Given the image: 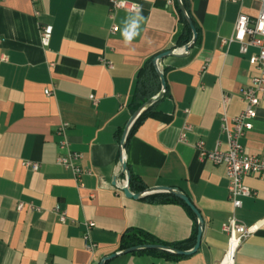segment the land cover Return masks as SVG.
<instances>
[{
    "label": "crops",
    "instance_id": "1",
    "mask_svg": "<svg viewBox=\"0 0 264 264\" xmlns=\"http://www.w3.org/2000/svg\"><path fill=\"white\" fill-rule=\"evenodd\" d=\"M127 1L138 10L113 9L110 0H0V264H99L119 251L129 228L164 242L190 235L193 220L180 203L131 198L121 189L119 141L134 112L137 71L148 56L170 48L176 54L159 61L166 92L155 102V114L130 134L123 155L146 188L176 187L190 198L203 219L200 246L178 259L129 252L107 264H220L228 238L222 224L232 214L257 229L231 264H264V174L243 177L256 194L234 209L224 165L200 159L195 150L198 141L207 151L217 141L220 150L228 148L220 117L240 113L241 93L259 75L248 61L257 48L242 54L239 43L229 40L238 15L254 18L260 1L187 0L198 38L186 53L174 47L182 31L177 0ZM137 20L138 34L126 43L122 32ZM46 24L52 33L43 46L39 28ZM257 96L252 128L240 142L261 155L264 94ZM62 123L68 149L82 153L79 163L89 170L80 176L81 186L56 161ZM20 201L26 206L18 211ZM56 207L65 213L63 222ZM88 222L91 251L84 240Z\"/></svg>",
    "mask_w": 264,
    "mask_h": 264
},
{
    "label": "built area",
    "instance_id": "2",
    "mask_svg": "<svg viewBox=\"0 0 264 264\" xmlns=\"http://www.w3.org/2000/svg\"><path fill=\"white\" fill-rule=\"evenodd\" d=\"M260 1V8L254 18H250L245 14H239L234 27V33L229 41H236L239 43V51L242 54L248 52L250 46L256 47L257 51L251 54L248 58L249 63L255 65L259 70V75L253 78L252 85L242 91L241 97L245 101L244 108L239 114L233 117H227L223 113L220 117V129L226 135L228 148L220 150L217 146L212 151H207L203 148V142L198 141L195 145L197 155L202 160H209L215 164H223L228 178V197L232 203L233 208L241 206L242 198L251 197L256 194L255 190L247 186L243 182V177L249 174L263 173L264 174V154L257 155L249 153L246 148L241 144L240 139L246 131L252 128L253 119L256 117V108L259 104L258 93L264 94V0ZM111 8H128L130 10H138V5L127 0H110ZM116 26H112L115 30ZM52 33L51 25H42L39 28L40 43L47 46ZM6 57H4L5 59ZM110 65V64H109ZM46 95L50 94L48 88L44 89ZM93 103L97 102L94 95H90ZM227 96H222V104L226 105ZM67 124L62 123L57 128V133L62 136L58 142V149L60 153L56 157V161L64 168L70 169L77 181L81 186L80 176L84 172H89L88 169L80 165L82 153L71 151L68 149V143L64 137V130ZM186 127L185 129H187ZM185 133L180 134V140H183ZM26 167H31L32 170L38 168V163L31 161H24L22 163ZM125 184L123 181L122 186ZM26 206L23 202H18L16 209L21 211ZM32 210H39V207L29 203L27 205ZM59 212L60 221L65 220V213L58 211V207L54 209ZM93 225L92 222L87 223L86 233L84 235L85 247L92 250L95 244L89 240L88 229ZM257 229V224L246 225L233 214L227 218L222 224V230L227 235V248L224 257L233 247V256L236 253L238 246ZM223 257V259H224Z\"/></svg>",
    "mask_w": 264,
    "mask_h": 264
},
{
    "label": "trees",
    "instance_id": "3",
    "mask_svg": "<svg viewBox=\"0 0 264 264\" xmlns=\"http://www.w3.org/2000/svg\"><path fill=\"white\" fill-rule=\"evenodd\" d=\"M188 16L191 18V15L189 13V3L187 0H181ZM176 14L178 17V21L182 24V31L178 35L174 47H180L184 46L186 43H188L192 37L191 30L187 24L185 15L181 11V9L178 6V3L176 1ZM192 20V18H191ZM193 22V20H192ZM194 24V22H193ZM195 29L197 30L195 24ZM198 38V33L196 35L195 41ZM194 41V42H195ZM171 49V48H170ZM162 52V51H160ZM160 52H156L150 56H148L141 66L139 67L136 75L135 85L131 96V104L133 107V110L135 111L138 107H140L143 103H145L149 98L154 96L156 93L160 90V81L158 78V75L156 73L153 59L156 57L157 54ZM166 92V89H165ZM165 92L163 94H165ZM155 103L148 106L144 111H142L139 116L135 119L133 124L131 125L126 141L130 134L134 131V129L137 127L138 124H140L144 118H146L149 115H154L155 111L153 110ZM129 187L136 189L138 192L143 191L146 189L145 185L138 179L135 175L130 174L129 179ZM145 199H149L151 201H157V202H165V201H174L180 203L188 212L190 217L193 220V228L190 233V235L180 241L176 242H164L156 237H154L151 233L140 229V228H129L127 229L120 237V243H119V250L125 249L127 247L138 245V244H144V243H159L163 245H167L170 247H174L176 249L186 250L193 246L195 242V235H196V228H197V220L194 215V213L190 210V208L179 198H177L174 195L168 194V193H153L143 196ZM136 253H148L152 255L161 256L167 259H178L185 257V255H178L162 250H155V249H143V250H137L134 251ZM108 261L105 263L107 264Z\"/></svg>",
    "mask_w": 264,
    "mask_h": 264
},
{
    "label": "water",
    "instance_id": "4",
    "mask_svg": "<svg viewBox=\"0 0 264 264\" xmlns=\"http://www.w3.org/2000/svg\"><path fill=\"white\" fill-rule=\"evenodd\" d=\"M177 3H178L179 8L181 9L183 14L185 15L187 24L191 30V33H192V37H191L190 41L188 43H186L182 48V53L183 52L186 53L189 50V48L193 45L195 38H196V35H197V31L194 27V24H193L191 18L188 16L181 0H177ZM175 54H176V51L174 49H166V50L160 52L159 54H157L156 57L153 59V64H154L156 73L158 75L159 81H160V86H161L160 90L158 93H156L154 96L149 98L145 103H143L140 107H138L132 113V115L130 116V118L128 119L127 123L125 124V126L122 130L120 141H119V148H120L121 171H122V173L125 174V184L123 185V187L121 189L127 197H131V198H138V197L145 196L148 194H153V193H168V194L174 195L177 198L181 199L190 208V210L194 213L196 220H197L195 242L191 248L186 249V250L176 249L174 247H170V246L159 244V243H144V244L133 245V246L127 247L125 249H122V250H119L116 252H112L108 255L103 256L101 258L99 264H105L107 261L116 257L118 254L129 253V252H134V251L143 250V249L162 250V251L186 256V255H190V254L195 253L200 246L202 229H203V219H202V216L200 214V211L194 205V203L190 200V198L185 193H183L182 191L177 189L176 187H170V186H153V187L146 188L145 190L140 191V192H136V193L132 192L129 188L130 171L127 167V164L125 162L124 155H123V151H124L125 144H126V137H127V134H128V131H129L131 125L133 124L135 119L139 116V114L142 111H144L148 106H150L151 104H153L157 100H159V98L165 92L166 83H165L163 72L159 68V61L166 56L175 55Z\"/></svg>",
    "mask_w": 264,
    "mask_h": 264
},
{
    "label": "clouds",
    "instance_id": "5",
    "mask_svg": "<svg viewBox=\"0 0 264 264\" xmlns=\"http://www.w3.org/2000/svg\"><path fill=\"white\" fill-rule=\"evenodd\" d=\"M137 28H138V20L137 21H133L131 29L129 27H126L124 29V31L122 32V35L124 36V39H125L126 43L131 42V40L134 38V36L136 34H138V32L136 31Z\"/></svg>",
    "mask_w": 264,
    "mask_h": 264
},
{
    "label": "bare ground",
    "instance_id": "6",
    "mask_svg": "<svg viewBox=\"0 0 264 264\" xmlns=\"http://www.w3.org/2000/svg\"><path fill=\"white\" fill-rule=\"evenodd\" d=\"M232 255H233V247L229 249V252L227 255L224 257V260L220 264H231L232 260Z\"/></svg>",
    "mask_w": 264,
    "mask_h": 264
}]
</instances>
